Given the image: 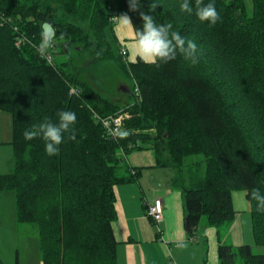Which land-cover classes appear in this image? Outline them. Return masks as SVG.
I'll list each match as a JSON object with an SVG mask.
<instances>
[{
	"label": "trees",
	"instance_id": "1",
	"mask_svg": "<svg viewBox=\"0 0 264 264\" xmlns=\"http://www.w3.org/2000/svg\"><path fill=\"white\" fill-rule=\"evenodd\" d=\"M252 2L250 17L244 0H0V111L12 115L14 149L0 193L13 192L17 221L37 228L42 264H119L116 188L139 181L127 158L147 149L175 173L191 239L203 217L234 222L242 191L264 246V0ZM114 13L154 62L124 61ZM56 48L87 56L81 70L115 63L134 102L105 98L72 61L55 64ZM123 113L113 139L98 117ZM218 261L264 264V254L220 240Z\"/></svg>",
	"mask_w": 264,
	"mask_h": 264
},
{
	"label": "crops",
	"instance_id": "2",
	"mask_svg": "<svg viewBox=\"0 0 264 264\" xmlns=\"http://www.w3.org/2000/svg\"><path fill=\"white\" fill-rule=\"evenodd\" d=\"M129 18V17H128ZM115 35L118 40H127L130 43L122 45L126 49L131 61L143 59L146 62H154L155 57L148 42L136 40V34L129 19L118 18ZM147 43L151 53L147 51ZM123 93L131 94L129 86H123ZM122 101V100H120ZM130 103L123 102L122 106ZM151 150V149H147ZM152 151V150H151ZM153 152V151H152ZM132 167L143 168L139 181L122 185L124 195L120 196L117 190V212L118 219L113 224L114 234L118 242L117 255L119 264H201V261L212 255L211 262L207 264H219L218 246L220 240L217 232L208 229L207 240L211 241L210 249L207 241L196 242L187 236L184 217V198L182 191L172 190L169 186L163 188L158 186V177L152 176L155 184L150 185V195L147 196L143 182L145 174L158 172L155 154L153 152L147 158L137 157ZM242 191L233 193V207L236 212L234 222L238 220L236 210L237 203L241 206L242 212L249 211L246 193ZM3 193V192H2ZM156 200L163 201V221L158 224V229L152 227L153 219L147 215V206L152 205ZM17 217V216H16ZM203 236V237H204ZM202 237V238H203ZM196 242V243H195ZM175 244H178L176 246ZM235 245V244H233ZM207 248V250H206ZM207 252V253H206ZM1 262V261H0ZM17 262L19 259L17 257ZM206 263V262H205Z\"/></svg>",
	"mask_w": 264,
	"mask_h": 264
},
{
	"label": "rangeland",
	"instance_id": "3",
	"mask_svg": "<svg viewBox=\"0 0 264 264\" xmlns=\"http://www.w3.org/2000/svg\"><path fill=\"white\" fill-rule=\"evenodd\" d=\"M244 1L248 15L250 17L253 16L254 7L252 0ZM119 18L129 19L127 16H120ZM71 20L74 22L73 19ZM113 25L114 29L111 32L112 34L115 33L116 23H113ZM118 41H120L122 45L124 44V41L128 44L130 43L127 40ZM120 43L118 42L117 46H114L118 52L119 49L120 51L122 50V45ZM141 45H145L148 53H151L147 43H143ZM51 55L54 63L57 65L72 61L68 68L72 71H81L82 79L91 84L105 98L117 103L118 105H122L123 102L126 103L128 101L130 103L134 102V96L132 94L136 92L135 83L133 79L125 75L115 63H100L81 70L83 68L82 66L86 64L85 58L87 56H84V59L81 62L78 61L75 51L63 53L60 48L52 49ZM123 59L124 61H131L130 57ZM124 85L129 86L133 93L130 95L123 93ZM12 141V115L0 111V175H5L10 171V163L14 155ZM150 153L153 154L151 150L136 151L128 156L127 164L130 165V163H132L137 157L147 158ZM192 160H195V158ZM157 171L158 172L155 173L145 174L144 180H141L147 196L150 195V185L155 184L151 179L152 176L158 177V186H162L163 188L169 186L172 190H182L173 183L175 173L172 169L158 168ZM204 171L205 169L200 167L199 174H203ZM122 187L123 186L120 185L116 188V194L118 190L119 198L120 196L126 198V194L124 195L123 190H121ZM247 205H249V211L245 213L244 211L242 212L241 206L238 205L236 198V210L241 212V214H238V220L218 228L209 226L207 219L203 217L193 239H195L198 243H203V241H207V243L209 242L208 247L210 249L211 241H208L207 237L204 235L208 236V229H213V231L217 232V238L221 240L223 244H235L234 246L250 245L254 254H264V246L257 245L253 236L251 211L248 200ZM16 216L15 194L13 192L0 193V261L3 264H17L18 257L19 264H42L40 238L37 228L30 224H20L17 221ZM152 227L159 230L156 223H153ZM185 228L187 230V236L190 237L186 222ZM218 229H220V235H218ZM175 245L178 246V244ZM208 256L209 257H206L207 262L205 263L204 260H202L201 264L211 262L212 255L208 253Z\"/></svg>",
	"mask_w": 264,
	"mask_h": 264
},
{
	"label": "built area",
	"instance_id": "4",
	"mask_svg": "<svg viewBox=\"0 0 264 264\" xmlns=\"http://www.w3.org/2000/svg\"><path fill=\"white\" fill-rule=\"evenodd\" d=\"M119 17L116 13L113 14V17L111 18L112 23H115ZM121 55L126 58L128 53L127 50L124 49L121 52ZM48 61L52 62V58L48 56ZM72 94L79 95L81 93L78 89H72ZM129 118L128 114H118L116 116H109L104 118H99L102 126L106 130V133L112 137L113 139L119 138L123 134V124L124 120ZM147 215L153 219V221L158 225L160 224L163 219V201L162 200H156L152 205L147 206Z\"/></svg>",
	"mask_w": 264,
	"mask_h": 264
},
{
	"label": "water",
	"instance_id": "5",
	"mask_svg": "<svg viewBox=\"0 0 264 264\" xmlns=\"http://www.w3.org/2000/svg\"><path fill=\"white\" fill-rule=\"evenodd\" d=\"M186 226H187L189 233H192V230L189 228V226L188 225H186Z\"/></svg>",
	"mask_w": 264,
	"mask_h": 264
}]
</instances>
